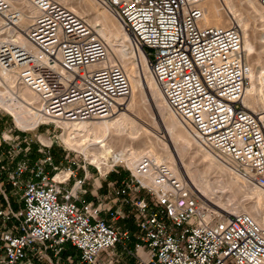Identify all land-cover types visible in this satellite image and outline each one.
Segmentation results:
<instances>
[{
	"label": "built area",
	"instance_id": "2783aa9c",
	"mask_svg": "<svg viewBox=\"0 0 264 264\" xmlns=\"http://www.w3.org/2000/svg\"><path fill=\"white\" fill-rule=\"evenodd\" d=\"M32 1L36 15L23 26L22 5L0 0V77L36 94L43 117L32 130L0 137V264H264V215L214 209L150 153L133 167L111 158L102 173L59 144L63 123L119 114L132 87L89 22L56 0ZM96 1L129 33L168 108L264 191V109L245 102L252 66L239 24H204L209 0ZM261 86L264 95V68ZM42 126L35 158L27 133ZM91 167L106 181L104 195L101 181L90 183ZM122 167L127 177L108 180Z\"/></svg>",
	"mask_w": 264,
	"mask_h": 264
},
{
	"label": "bare ground",
	"instance_id": "6f19581e",
	"mask_svg": "<svg viewBox=\"0 0 264 264\" xmlns=\"http://www.w3.org/2000/svg\"><path fill=\"white\" fill-rule=\"evenodd\" d=\"M10 1L15 5L23 0H10ZM59 1L60 0H58V2ZM72 1L76 4L75 6H70L68 0H63L62 2L60 1L59 3L63 4L65 7L74 11L79 16L82 15L83 13L91 17L94 29L109 45L111 52L110 53L111 60L112 61L118 60L122 63L129 77L132 87L131 95L127 100V108L124 111L120 112L119 114L114 115L113 117L110 118L88 120L79 124H73V123L62 124L65 125V129L67 130V132L71 133L74 136L73 138L74 145L72 146H74V148H76L77 150L83 152V154L88 157V153L91 155L95 153L97 154L101 153L102 151H104V147L113 148L114 146L119 145L123 139L129 141V144L131 145L134 144L139 139V134L141 131L140 128L143 126H141V124L139 123L134 109L139 104L138 98H140V100L142 101V105L144 104L143 99L145 97V89L147 88L150 89L151 95L156 98L157 102L160 103V102H164L165 100L164 98H162L163 96L159 91L158 87L156 86V84L150 81L148 77H144V78L142 76L139 77L136 69L134 67L132 68V66L130 69V74L127 71V67L125 65V59L130 54H134L136 57V54L138 53L140 56L141 63L143 61L144 66L148 67L146 60L140 54V52L132 48L130 43L129 33L124 28L123 30L119 29L116 26V24L113 22L112 17L109 18L108 16L103 14V12L101 13L99 11L92 9L91 7L88 6V3H86L84 0H72ZM218 1H221L224 4V9L226 10L225 15L228 18L233 16V12H231L232 5L230 0H209L203 5L205 11L204 24L209 25L208 23L210 21V18H209L208 9L206 7L207 5H211L210 6L211 10L213 11L215 16L214 17L215 20L211 18V21L213 22L216 21V23L213 25H219L217 24V21H221L223 15L221 11H219L220 7L218 6ZM247 2L252 6L256 5L255 0H247ZM30 14H31L30 16L25 15L23 26L25 25L27 26L28 24L27 22H32L33 17L36 15L35 7L34 8L32 7V11L30 12ZM245 32L246 31L243 29V33L247 34ZM246 40L247 42H249L248 39ZM244 49H245V45H244ZM251 49H253V46L250 43V45L246 46L245 51L246 50L250 51ZM252 54L253 53H251V55ZM252 67H255V64ZM257 73L258 72L252 71L250 74V85L246 89L245 102L252 109L263 110L264 95L261 86L262 71L260 75H258ZM0 81L4 86V89L5 90L7 89V93L3 96H0V106L5 107L11 113L14 114L20 127H22L23 129H34L37 126V124L41 120H43L41 113L38 111L39 108L38 96L34 94L29 88L18 85L16 80L11 76L6 77L5 79H2L0 77ZM166 105L162 107L159 106V110H160L159 114H161L160 116L162 117L164 130L166 131L165 133L169 138L168 140H170V142L176 145V146L174 145L175 151H173L168 144L162 141V143L165 144V146L161 147L160 153L162 154H158L156 150H154L155 148L151 151H146V152L141 151L133 154H130L127 151H123V150L110 152L111 154L110 157H108L106 164L102 163L99 160H93V161H97L101 167L102 165H104L103 166L104 173L109 169L111 158L115 160L123 159L130 167H133L136 161L138 160V158L142 154L150 153L159 160L167 162L170 166H172V168L175 170L177 175L181 179H183L181 175V169H184L185 167L183 164L182 165L179 164L177 157L179 156L181 157V154L189 153L190 150H192V146L188 138L183 135L184 133L180 129L179 125H177V123L173 120V118L169 116L170 114L169 111L167 110L168 106L166 107ZM119 115H121V118L116 120V118ZM173 115L182 123V125H184L187 134L192 136L194 142L200 146L199 148L196 145V148L198 149V152L200 153L204 161L209 164V169L211 171L226 170L225 169L226 166L221 164V162L219 161L220 159L218 160V157L217 156L215 157L214 153H209L210 151L209 152L207 151L206 153L203 152L204 151L203 146H201L200 141L197 139V137L189 128V126L184 122H182L174 113ZM143 129L145 128L143 127ZM145 130L148 131L147 129ZM157 136L160 139V135L157 134ZM129 149H131V147H129ZM163 154H165V156H163ZM224 162L225 161H223V163ZM95 166L97 167V165ZM58 175H62V173H59ZM66 175H68V173ZM236 179L237 181L242 180L239 177H236ZM193 181L195 182L194 184L204 192V193L202 192L204 195L205 193L208 192L209 186L207 187L206 181L204 182L201 179L200 180L193 179ZM218 183L223 184L224 182L219 180ZM252 187H254L252 189V193H253L252 195H254L257 200L255 205L252 207L253 208L252 214L254 216H259L264 213V191L256 186L252 185ZM229 210L233 211L232 209Z\"/></svg>",
	"mask_w": 264,
	"mask_h": 264
},
{
	"label": "rangeland",
	"instance_id": "374dc122",
	"mask_svg": "<svg viewBox=\"0 0 264 264\" xmlns=\"http://www.w3.org/2000/svg\"><path fill=\"white\" fill-rule=\"evenodd\" d=\"M60 1L62 2L63 0H60ZM68 1H69L68 3L70 4V6L76 5L72 0H68ZM84 1L88 3V6L91 7L92 9L99 11L101 13L103 12V14H105L109 18L112 17V20L116 24V26L119 29L123 30V27L116 20V18L113 15H110L108 11L103 9L96 0H84ZM230 2L232 5L231 12H233V16L228 18L225 15L226 10L224 9V4L221 1H218V6L220 7L219 11H221L223 16H222L221 21H217V24L228 25L234 19V22H237L239 24L242 31L243 29L246 31L245 33L247 34L243 33L245 49H246V46L250 45V43L253 46V49H251L253 52L251 50L250 51L246 50L248 61L251 64V66L255 64V67H252V71L258 72L257 74L260 75L264 67V9L258 4V2H256L255 6H252L251 4H249L247 0H230ZM17 4L22 5V8L24 9V13L26 16L31 15L30 12L32 11V7L34 8V4L32 0H23ZM210 6L211 5H207L206 7L208 9L209 18H210V21L208 24L213 25L216 23V21L214 22L211 21V18L214 19L215 16ZM80 16L84 17L93 26L91 17L83 13ZM27 23L29 24L30 22H27ZM246 39H248L249 42H247ZM251 53L253 54L251 55ZM125 65L127 67V71L129 72V74H130V69L132 66V68L134 67L136 69L139 77L141 76L143 78L148 77L150 81L155 83L149 73V68L147 66H144L143 61L141 63L140 56L138 53L136 54V57L134 54H130L125 59ZM0 86L3 87V88L0 87V96H3L7 93V89L6 90L4 89V86L2 85L1 81H0ZM138 101H139L138 102L139 104L134 109L135 114L141 126H143L148 131H146L145 129H143V127H141L139 139L134 144L131 145L129 144V141H126L123 139L119 145L114 146L113 148L104 147V151H102L101 153H98V154L95 153L93 155L88 153V157H87L83 154V152H81L80 150H77L76 148H74V146H72L74 145L73 144L74 136L71 133L67 132V130L65 129V125H61L62 132L59 134V136L62 141L59 142V144H64V146L65 145L67 146L66 148L75 150L83 154L85 158L88 159L93 165L94 164L97 165V167L100 169L102 173H104V170H103L104 165H102L101 167L97 161H93V160H99L102 163L106 164L108 157H110V154H111L110 152H116V151L123 150V151H127L130 154H133V153H138L141 151H145V152L151 151L155 148L154 150H156L158 154H162L160 152H161V147L165 146L164 143L168 144L171 147V149L175 151L174 150L175 144H173L172 142H170V140H168L169 138L167 137V134L165 133L166 131L164 130L163 120H162V117L160 116L161 114H159L160 113L159 106L160 107L165 106L166 102L165 101L160 102V103L157 102L156 98L151 95L149 88L145 89V97L143 99L144 104L142 105V101L140 100V98H138ZM167 110L169 111V114H170L168 115L171 118H173V120L177 123V125H179L180 129L184 133L183 135L188 138L192 146V150H190L189 153L181 154V157L180 156L177 157L179 164L181 165L183 164L185 167L184 169H181V175L183 179L188 181V183L197 192L199 191L198 193L201 195L203 200L211 204L214 209L219 210V211L225 210L228 212L245 211V212H249L252 214L253 213L252 207L257 202L256 197L252 195L253 194L252 189L254 187H252V185H250L239 174H237L235 170L229 164L225 162L223 163L221 159L219 160V157H218V160L221 162V164L225 165L229 169L225 167L226 170H223L224 172L219 171V170L211 171L209 169V164L204 161V159L198 152V149L196 148V145L199 148L200 146L194 142V139L192 138V136L187 134L184 125H182V123L173 115V113L169 110L168 107H167ZM119 118H121V115H119L116 118V120H118ZM52 128L53 127L51 126V129ZM22 129L23 128L19 126L14 114L11 113L5 107L0 106V137L3 132H8L9 130H13L15 133H17V132H21ZM46 129H47V126H42L38 130L29 131L27 133V135L33 138V141H34L32 145L33 147L32 157L36 158L38 156H41V154L38 153V151L36 150L38 148L39 141L36 138L35 134L42 133ZM25 130H32V129H25ZM59 132L60 130H57V133ZM157 134L160 135V139L158 138ZM40 139L46 144L50 143V139L43 134L40 135ZM162 141L164 143H162ZM60 146L61 145H58L57 143H55L51 149L52 151L51 153L56 163L60 164L62 167L65 164V162L62 158V155L64 152L61 150ZM129 147H131V149H129ZM4 148L5 146L3 145L2 149ZM207 151L209 152V150L204 148L203 152L206 153ZM209 153H213V152L210 151ZM83 155L82 157H84ZM163 156H165V154H163ZM90 169H91V174L93 175V178L91 179L90 183L97 182V184H99L100 181L102 182L103 179H101L102 177L99 178L98 172H96L93 167H91ZM120 171H121L120 174L118 173L110 174L108 177V180H119L120 181L128 176V169H126V167H122ZM57 177L60 178L61 175H58ZM236 177H239L242 180L240 181L238 180L239 181L238 182ZM193 179H197V180L201 179L204 182L206 181V185L207 187L209 186V190L207 193H205V195L203 194L204 192L194 184L195 182L193 181ZM219 180L223 181L224 183L223 184L218 183ZM102 183H103V187L98 189L99 195H104L108 190L106 181ZM95 187H96V184L95 186L92 184L91 185L89 184L88 189L90 190V192L88 193V197L93 196L92 191L96 189ZM13 200L15 201V197L13 198ZM229 209H232L233 211ZM261 215H264V213ZM120 225L128 227V225L131 226L132 224L120 222Z\"/></svg>",
	"mask_w": 264,
	"mask_h": 264
}]
</instances>
